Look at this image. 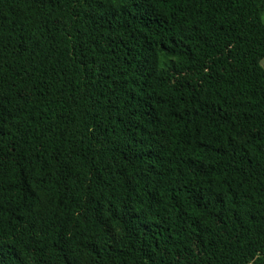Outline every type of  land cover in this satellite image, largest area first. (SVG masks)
Returning a JSON list of instances; mask_svg holds the SVG:
<instances>
[{"label": "trees", "instance_id": "trees-1", "mask_svg": "<svg viewBox=\"0 0 264 264\" xmlns=\"http://www.w3.org/2000/svg\"><path fill=\"white\" fill-rule=\"evenodd\" d=\"M264 0H0V264H264Z\"/></svg>", "mask_w": 264, "mask_h": 264}, {"label": "rangeland", "instance_id": "rangeland-1", "mask_svg": "<svg viewBox=\"0 0 264 264\" xmlns=\"http://www.w3.org/2000/svg\"><path fill=\"white\" fill-rule=\"evenodd\" d=\"M262 18H263V21H264V12L262 14ZM261 65L264 68V58L261 60ZM256 97H257V99H264V91H261L260 93H258Z\"/></svg>", "mask_w": 264, "mask_h": 264}]
</instances>
